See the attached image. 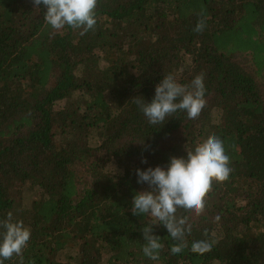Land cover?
Masks as SVG:
<instances>
[{
    "label": "trees",
    "instance_id": "trees-1",
    "mask_svg": "<svg viewBox=\"0 0 264 264\" xmlns=\"http://www.w3.org/2000/svg\"><path fill=\"white\" fill-rule=\"evenodd\" d=\"M44 11L0 0V219L30 228L24 264H264V0H98L85 35L53 30ZM169 74L186 85L203 75L205 107L149 125L133 99L151 102ZM212 136L229 178L188 217L184 254L157 224L159 260L146 258L151 219L130 211L148 190L136 169L186 159ZM26 190L38 196L29 205ZM195 240L213 246L195 254Z\"/></svg>",
    "mask_w": 264,
    "mask_h": 264
},
{
    "label": "clouds",
    "instance_id": "clouds-1",
    "mask_svg": "<svg viewBox=\"0 0 264 264\" xmlns=\"http://www.w3.org/2000/svg\"><path fill=\"white\" fill-rule=\"evenodd\" d=\"M32 4L35 9L43 6L44 21L56 31L67 26L85 35L97 24L98 0H32ZM205 26L201 19L194 31L202 32ZM205 92L203 75L195 76L186 85L178 83L169 74L156 85L151 102H145L142 97L133 100L148 124L160 127L168 116L178 111L184 112L189 120L196 119L205 107ZM141 162L147 163L146 160ZM230 165L223 140L212 136L194 151L187 152L186 159L171 157L166 167L136 169L137 183L146 184L148 190L133 194L130 211L134 216L151 219V223L142 228L144 244L141 251L146 258L159 260L163 244L161 238L153 234V226L157 224L166 229L174 242L170 248L171 255L180 256L188 250V238L192 234L188 217L203 212L206 194L212 189L213 182L220 183L229 178L232 172ZM30 238V228L22 220L14 219L11 213L0 219V264L13 257L19 258L18 264H24L23 251ZM212 246L208 240H195L191 242L190 250L203 255Z\"/></svg>",
    "mask_w": 264,
    "mask_h": 264
},
{
    "label": "rangeland",
    "instance_id": "rangeland-1",
    "mask_svg": "<svg viewBox=\"0 0 264 264\" xmlns=\"http://www.w3.org/2000/svg\"><path fill=\"white\" fill-rule=\"evenodd\" d=\"M61 108V106H57L56 107V109H60ZM113 168V167H112ZM110 169V170H112L111 172H116V171H114L113 169ZM38 196H37V194H36V192H34V191H29V190H26L25 191V203L26 204H24V205H29V203L32 201V200H34V199H36Z\"/></svg>",
    "mask_w": 264,
    "mask_h": 264
}]
</instances>
